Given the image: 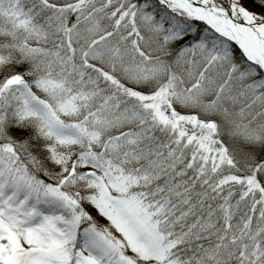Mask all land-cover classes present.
<instances>
[{
    "label": "snow or ice",
    "instance_id": "snow-or-ice-1",
    "mask_svg": "<svg viewBox=\"0 0 264 264\" xmlns=\"http://www.w3.org/2000/svg\"><path fill=\"white\" fill-rule=\"evenodd\" d=\"M0 264H264V0H0Z\"/></svg>",
    "mask_w": 264,
    "mask_h": 264
}]
</instances>
